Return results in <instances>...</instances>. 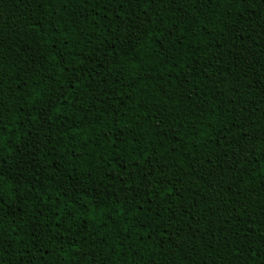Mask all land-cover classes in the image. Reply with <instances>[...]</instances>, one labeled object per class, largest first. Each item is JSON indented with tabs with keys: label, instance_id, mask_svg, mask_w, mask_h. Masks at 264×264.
<instances>
[{
	"label": "trees",
	"instance_id": "16d2710c",
	"mask_svg": "<svg viewBox=\"0 0 264 264\" xmlns=\"http://www.w3.org/2000/svg\"><path fill=\"white\" fill-rule=\"evenodd\" d=\"M85 3L0 0L6 55L37 60L28 85L46 83L52 96L67 89L57 105L61 115L53 111L45 123L47 109H34L28 89L19 91L15 69L4 78L2 123L20 147L29 143L25 134L31 138L36 131L30 115L42 117L36 128L45 131L31 154L39 178L9 169L11 184L20 180L23 187L0 197V264H264V0L165 2L153 14L156 23L123 51L112 43L113 29L120 30L118 13L128 5ZM95 48H115L112 58L119 53L115 63L96 62L99 76L90 62L81 63ZM129 61L140 66L139 77ZM97 86L103 93L90 95ZM117 121L143 135L140 151L152 153L148 167L163 168L172 178L164 191L138 190L137 200L128 194L123 207L118 198L125 199L127 174L121 164L131 169L136 155H129L128 144H112L115 135L97 146L102 126L115 132ZM88 136L95 139L85 146ZM139 162L147 163L142 156ZM89 167L98 171L86 174ZM150 202L151 215L141 219L153 227H130ZM125 210L126 220L119 216ZM109 216L114 224L104 227ZM237 246L243 259L236 257Z\"/></svg>",
	"mask_w": 264,
	"mask_h": 264
},
{
	"label": "snow or ice",
	"instance_id": "6c2138e0",
	"mask_svg": "<svg viewBox=\"0 0 264 264\" xmlns=\"http://www.w3.org/2000/svg\"><path fill=\"white\" fill-rule=\"evenodd\" d=\"M78 3H85V0H77ZM168 3L169 5L176 2V0H118V7L123 6L124 4L128 5V10L125 13H118V15L121 16V19L124 21L121 25V28L119 31L116 29H113V39L112 43L119 44L121 46V51H123V46L128 41L132 40L134 36L138 32H141L145 29V27H151L156 23L154 13L157 12V5H160L163 7L164 3ZM193 3H195V0H192ZM228 3H231L232 0H227ZM161 24H163V20H161ZM161 33L163 32V29L160 30ZM191 34V33H190ZM103 43V42H101ZM8 51V46L3 42L2 39H0V96L3 95V82L4 78L9 75V73L15 69V72L13 73L14 82L19 83L22 85V87L19 89L21 93L24 92V89L27 88L28 92L27 95L31 99V105L34 109H47V111L44 113L43 119L46 123L48 119L51 118V114L53 111L57 112V115H61L59 112L57 105L61 104L62 99L67 96V89L64 90V92H61L60 95L52 96L49 95L47 92L48 85L45 83L43 87H41V81H37L34 85L29 86L27 81L30 78V73L34 72V66L37 64L36 59H32L31 61L28 60L27 56L21 55L18 60H12V57L9 55H6V52ZM29 54L31 55V50L29 49ZM116 51L115 48L107 49L104 48L103 50L101 48H95L93 51H90L86 54L85 59L81 60V63L84 64L86 62H90L92 65V71L95 72V75L99 76L100 73L95 70L96 62L98 61L101 65H103L105 62L108 63H115L116 59L119 58V53H117L116 58H112V53ZM43 54V53H41ZM128 54L125 53V56ZM12 60L11 64H7L6 61ZM131 63L132 69L136 72V76L139 77V65L136 63ZM86 70V69H85ZM92 74L91 72L89 73ZM80 77L77 76V80ZM48 80H51V77L49 76L47 78ZM94 81L90 80L89 85L93 84ZM102 83L107 86L108 80L105 78L102 80ZM69 86L71 85V82H69ZM143 87V85H141ZM11 92L15 93L16 89H9ZM103 89L99 88L98 86L96 88H93L91 93H89L92 96H96L103 93ZM129 98H131V93H128ZM21 99L24 97L21 96ZM104 97L101 99V103H104ZM27 102V101H26ZM3 101L0 100V109H3ZM22 107V106H21ZM138 107H144L143 104H138ZM104 108L107 109V105H104ZM118 111V110H117ZM91 114V112H86L84 117H81L82 120L86 119L87 115ZM101 116H103V111H101ZM27 122L30 123L36 131L32 134L31 138L28 137L27 134H25V139L29 140V143L23 145V147H20L22 144V141L19 139H14V133L11 129L8 128L7 125L2 123L3 120V113L0 111V197H3L5 195V192L9 188H14L15 191L19 192L20 189L23 187V183L20 180H17L15 185H12L8 176L9 169H19L21 176L24 173H29L31 175L36 176L39 178V173L34 170V163H39L38 161H35V157L31 155L32 153H35L39 149V142L41 141V135L44 133L45 129L41 125L40 128H36V125L38 122L41 121L42 117L37 114L36 116H29L26 118ZM138 126V125H137ZM93 128L96 127V124L94 123L92 125ZM104 128L103 134L97 139V146H99L101 141H106L107 138L111 137L112 135H115L116 139L111 140L112 144H116L117 147L120 145L117 144V140L120 141V144H128L130 145L129 148V155H136V160L133 161V167L131 169L126 167V161L125 163L121 164V167L125 169V174H127V178L124 182V187L122 188V191L126 194L124 200H119L118 203H120L121 207L125 203H128L129 196L128 194L136 193V195L131 196V200H137L139 198L140 192L138 190H142L145 194L152 191L153 189H156L157 192L164 191V184L165 183H171L172 178L168 176V173L164 171L163 168H149L148 165L152 164L153 161L150 158L152 156V153L149 152L148 155H143V152L140 151L141 143L144 139L142 134H138L136 132L135 127L130 123H121L120 121H117L116 123V130L113 131V128L102 126ZM83 130V129H82ZM142 131H147L146 129H142ZM76 134L73 133V139H75ZM131 137V139H129ZM247 139V137H245ZM95 139L92 136H88L85 140V146H87V143L89 140ZM132 139L135 140V144H132ZM13 142V143H10ZM35 144V147L33 145ZM11 148L12 151L9 152L8 149ZM19 148V150H17ZM147 151V149H145ZM7 153V155H5ZM15 153V155H13ZM25 153H29V155H25ZM118 155H123V150ZM143 157V160L147 162L144 164V166H141L140 158ZM49 164H51V161H48ZM5 165H8V167H5ZM107 170L112 171L111 164L107 165ZM45 172H48L49 170L47 168L44 169ZM58 171V170H56ZM94 170L93 168L89 167L86 171V174H93ZM157 172L160 173V175H157ZM34 187V185H33ZM29 194H31V188L28 190ZM23 195V193H21ZM166 195L170 196V192H166ZM157 199H159V196L157 195ZM149 200L151 201V198L149 197ZM163 203H168L169 209L172 208L171 203H169L167 200ZM163 206V205H161ZM4 205L2 200H0V211H2ZM97 208L100 207L98 204L96 206ZM130 210V209H128ZM119 212V216L122 219H127L126 217V211ZM108 213H111L113 209L109 208ZM152 213V204L149 203V207L147 209L141 208L136 215L133 217V223L130 227L136 228L137 231H139L140 227H144L145 225L148 228H152V223L148 221L147 219H141L142 216H150ZM174 214V213H173ZM194 215V214H193ZM95 219V217H93ZM3 217L0 216V237L4 236L3 231V225H2ZM104 227H109L110 224H114V221L109 218L107 220L103 221ZM155 229L153 228V231ZM122 231L128 232L130 231V228H123ZM214 235V234H213ZM262 237H264V232L260 233ZM128 237H125L127 239ZM227 239V237L225 238ZM251 245H249L250 247ZM4 248L3 239H0V253H2ZM77 252L80 251V249H76ZM261 254L264 255V247L261 248ZM236 257L243 259V251L241 250L240 246H237L236 250Z\"/></svg>",
	"mask_w": 264,
	"mask_h": 264
}]
</instances>
